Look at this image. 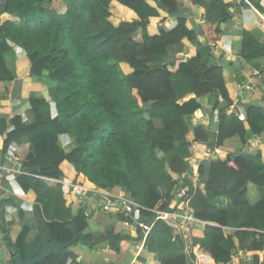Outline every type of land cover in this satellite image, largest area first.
Returning <instances> with one entry per match:
<instances>
[{
  "label": "trees",
  "instance_id": "obj_1",
  "mask_svg": "<svg viewBox=\"0 0 264 264\" xmlns=\"http://www.w3.org/2000/svg\"><path fill=\"white\" fill-rule=\"evenodd\" d=\"M187 1L188 9L183 6L179 13L177 0H160L161 7L157 8L166 9L169 16L179 13L174 26L164 27L161 25L167 19L159 18L150 0H0V83L18 77L16 47L26 59L27 76L41 77L51 84L43 92L30 93L26 120L17 114L11 115L9 126L0 120L3 155L13 143H29L30 152L20 162L22 173L16 175V181L24 191L35 192L43 207L51 211L50 240L60 245L70 241L76 244L79 240L74 237L87 227V213L81 208L76 215L71 214L70 200L62 195L61 184L52 188L42 180H60L63 173L59 166L66 161L75 170L77 180L102 190L118 187L146 210H173V192L190 187L183 196L189 198L195 217L213 224L192 237V247L208 253L214 264H230L236 251L259 253L240 264H264V166L253 167L243 154L229 156L236 171L227 167L226 160L218 161L216 168L232 174L231 188L225 186L229 181L226 177L217 175L204 192L192 190L185 176L191 165L186 161L191 147L187 134L192 132L195 142L203 144L209 137L207 127L187 121L201 108L197 99L212 94L213 108L219 98L231 103L222 67L202 63L199 54L175 61L173 72L158 61L168 47L183 41L202 46L198 35L204 44L213 46L224 32L222 25L231 19L229 4L210 0L197 34L186 22L190 9L201 6L202 0ZM249 1L260 8L257 0ZM57 2L58 9L53 7ZM115 5L131 10L136 19L124 21ZM156 22L161 25L152 32L150 28ZM240 41V55L246 62L264 56V48L250 32L243 31ZM189 95L192 97L187 99ZM50 103L55 106V117L51 116ZM145 106H149L148 111ZM157 118L161 120L160 128L154 123ZM245 122L251 134H260L264 99L246 109ZM218 130L217 145L233 136L245 144L246 131L235 116L220 114ZM64 134L73 136L77 144L69 154L58 142ZM175 142L179 143V154L168 156ZM159 152L163 153L160 157ZM165 164L177 179L169 175ZM248 183L260 192L261 199L255 205L247 202ZM223 196L231 203L226 210L217 203ZM135 215L150 223L155 219L154 214L144 210ZM116 217L118 221L124 219L122 214ZM224 228L234 231L224 235ZM23 237L24 232L17 239L21 252ZM108 238L112 249L122 239L120 234ZM82 239L88 241L89 235ZM185 246L186 240L174 235L161 220L153 223L143 244L158 264H194ZM40 247L38 241L33 245L34 249ZM137 262L145 264L141 257ZM39 264L82 263L67 251L48 254Z\"/></svg>",
  "mask_w": 264,
  "mask_h": 264
},
{
  "label": "crops",
  "instance_id": "obj_2",
  "mask_svg": "<svg viewBox=\"0 0 264 264\" xmlns=\"http://www.w3.org/2000/svg\"><path fill=\"white\" fill-rule=\"evenodd\" d=\"M151 4L156 7L160 5V0H150ZM231 7L228 9L231 19L227 25H222L224 30L221 37L214 41L213 46L204 44L203 37L197 36V40L202 46L197 47L191 42L183 41L181 44L173 45L167 48L166 55L159 59L161 65H167L168 69L173 72L171 65L177 60L188 59L199 54L200 61L208 66L217 65L222 67V76L231 103L221 102L213 108V95H207L201 99V108L187 121L193 126L203 125L208 128V143L195 142L193 133L187 134L186 139L190 142V149L186 161L190 162L188 170L185 174L192 190H200L204 192L207 184L217 175L226 177L229 181H225L226 188H231V173H227L223 169L217 170L216 163L225 161L227 167L233 170L238 168L234 165L229 156L243 154L249 164L253 167L264 166V123H259L260 134L254 136L248 131L247 122H242L245 135V144L242 145L237 136L227 137L223 145H217L219 133V115H233L238 120V116L242 115L246 118V109L251 104H260L264 99V56L252 62H246L245 58L240 55V36L243 31L250 32L251 36L260 48H264V0H257L260 8H256L249 0H223ZM179 13L183 11V6L188 9L187 0H177ZM210 0H202L201 6L190 9L187 17L186 26L193 29L198 34L203 26V13L208 8ZM116 11L120 15V10L131 14L132 19H136L135 14L120 5H115ZM157 8V7H156ZM160 19H167L164 25L156 22L155 27L150 28L153 32L156 27H172L175 25V19L179 13L168 15L166 9L157 8ZM0 14V24L1 16ZM121 16V15H120ZM19 60L17 63V79L11 82L0 83V120H5L7 126L10 125V117L12 114L22 115L26 120L28 117L29 96L30 93L43 92L51 84L44 78H34L27 76V62L20 61L24 58L21 49L14 47ZM25 74V76H24ZM189 95L187 99L191 98ZM185 99V100H187ZM55 106L50 103L51 116L55 117ZM148 111L149 106L144 107ZM156 127H161V120L155 119ZM59 145L66 154L73 151L77 144L73 136L61 135L58 138ZM2 137L0 135V264H9L11 259L20 254L23 261H27L34 257L45 245L49 244L50 233L48 224L52 222L53 215L39 202L36 193L32 190L24 191L16 181V175L21 174V167L17 166V162L25 160L30 152L29 143L26 140L20 145L11 144L5 155L1 153ZM212 152L208 154L205 149ZM179 154V143L175 142L173 150L168 156ZM193 162V165H192ZM195 164V166H194ZM197 165V166H196ZM59 169L63 173L60 180L42 179L49 187H57L62 181L72 184L83 185L91 190V193L82 200L74 199L66 192V187H61L62 195L70 200V212L74 216L79 209H84L88 215V219L94 225V230L89 235V240L83 242L82 238L76 244L71 243L67 251L76 256V261L82 264H139L137 257L145 260V264H158L153 254H150L142 247L143 231L137 226L125 227L123 220L118 221L116 215L119 213L106 212L102 209L103 202L94 185L88 181H80L76 179V172L73 167L66 161H63ZM185 186L175 193V198L170 204L173 208L179 203L182 194L189 191ZM113 195H124V192L115 187L110 190H103ZM264 194V187L262 188ZM164 192H161L163 195ZM177 198L179 201H177ZM246 198L250 205H255L261 199L260 192L252 183L246 186ZM64 199V198H63ZM218 205L226 210L230 206V200L226 197L218 198ZM64 206L67 202L63 201ZM137 216V215H135ZM140 222L148 223L142 217L137 216ZM86 220V222H87ZM87 224V223H86ZM213 225V224H212ZM249 231H253L248 229ZM234 229L224 228V235L232 233ZM24 232L23 250L17 247V239ZM174 232V231H173ZM200 231H190L187 234L178 233L186 240V245H190L192 237L199 236ZM122 239L117 246L112 249L108 236L119 235ZM85 236V235H83ZM50 240V241H49ZM76 240V239H75ZM39 242L41 249L33 248L35 242ZM74 241V240H73ZM240 252V251H239ZM242 252V251H241ZM247 252V251H246ZM249 252V251H248ZM251 253V251H250Z\"/></svg>",
  "mask_w": 264,
  "mask_h": 264
},
{
  "label": "built area",
  "instance_id": "obj_3",
  "mask_svg": "<svg viewBox=\"0 0 264 264\" xmlns=\"http://www.w3.org/2000/svg\"><path fill=\"white\" fill-rule=\"evenodd\" d=\"M238 118L241 122H245L246 118L244 116L239 115ZM205 150L208 154L212 152L208 148ZM17 166L19 168L21 167L20 162H17ZM61 185L63 187H66L65 191L68 192L74 199H85L91 193V190L83 185L72 184L65 181H62ZM96 193L100 195V198L103 202L102 209L104 211L122 214L124 216L123 225L125 227L134 225L142 229V244H144V240L153 223L157 220L163 221L172 229V231H174L173 233H182L184 235L189 233L190 231H202L207 226H212L211 223L201 221L195 217L194 212L189 205V198H184V194H182L180 197L181 201L175 204V206L172 208L173 210L169 211L159 210L158 208H154L153 210H146L129 198H125L121 195H113L103 190H97ZM141 210L150 212L155 215L153 223L140 222L138 217L135 216V212ZM184 250L187 254H191L194 257V264H214L211 256L208 253H206L199 247H192L191 243L190 245H186ZM242 253H246V256L242 255ZM253 255H259V253L236 251L232 254L231 261H235L234 263H240L241 261H250ZM261 255H264V251H262Z\"/></svg>",
  "mask_w": 264,
  "mask_h": 264
},
{
  "label": "water",
  "instance_id": "obj_4",
  "mask_svg": "<svg viewBox=\"0 0 264 264\" xmlns=\"http://www.w3.org/2000/svg\"><path fill=\"white\" fill-rule=\"evenodd\" d=\"M264 86V84H263ZM162 152H159L157 154L158 157L162 156ZM165 169L168 171L169 175L173 178V179H177V175L173 174L171 171H169V167L168 164H165ZM87 227L82 231V233H78L76 234V236L74 237V240L76 238H82L83 235H86L90 232H92L95 228L93 223L90 220H87ZM72 241H70L69 243L66 244H58L57 242H55L54 240H52L49 244L45 245L38 253H36L34 255V257L30 258L27 261H23L20 254L18 253L17 255H15L9 264H39L41 263L42 259L47 256L48 254H55V253H66L67 251H64V249H66L67 247H69L71 245Z\"/></svg>",
  "mask_w": 264,
  "mask_h": 264
},
{
  "label": "rangeland",
  "instance_id": "obj_5",
  "mask_svg": "<svg viewBox=\"0 0 264 264\" xmlns=\"http://www.w3.org/2000/svg\"><path fill=\"white\" fill-rule=\"evenodd\" d=\"M53 7L54 8H56V9H58L59 7H60V5H59V3L57 2V3H55L54 5H53ZM120 12V15H121V18L124 20V21H132L133 19L131 18V14L130 13H128V12H125V11H122V10H120L119 11ZM153 25H156V24H153ZM20 59V58H19ZM20 61H22V62H26V59L25 58H23V59H21ZM26 64V63H25ZM24 76H25V74H24ZM142 247H143V245H142ZM242 255H244V256H246V253L244 254V253H242ZM233 262V263H232ZM235 261H231V263L230 264H240V263H234Z\"/></svg>",
  "mask_w": 264,
  "mask_h": 264
}]
</instances>
